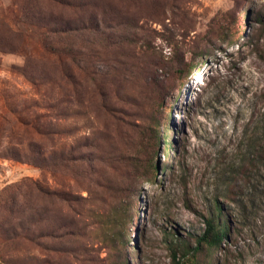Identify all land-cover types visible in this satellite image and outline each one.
<instances>
[{
    "label": "rangeland",
    "instance_id": "1",
    "mask_svg": "<svg viewBox=\"0 0 264 264\" xmlns=\"http://www.w3.org/2000/svg\"><path fill=\"white\" fill-rule=\"evenodd\" d=\"M87 1L74 12L51 0H0V249L21 231L9 211L14 198L23 203L21 183L89 197L92 165H121L132 209L119 254L129 264H194L176 232L203 231L264 115V0ZM79 19L75 58L44 46L46 23ZM155 128L160 145L146 147ZM144 147L158 162L155 180L149 156L137 154ZM252 187L230 206L241 229L228 264H264V185ZM20 246L0 252V264H34L33 245ZM211 252L201 264L216 263L220 251Z\"/></svg>",
    "mask_w": 264,
    "mask_h": 264
},
{
    "label": "trees",
    "instance_id": "2",
    "mask_svg": "<svg viewBox=\"0 0 264 264\" xmlns=\"http://www.w3.org/2000/svg\"><path fill=\"white\" fill-rule=\"evenodd\" d=\"M51 1L67 6L74 12L85 10L90 3L87 0ZM257 20L264 23L261 17H257ZM82 22L83 20L79 19L78 23H68L65 26L46 23V28L39 33L44 46L59 57L70 60L75 58L76 51L78 52L76 38L85 30V24ZM7 27L11 31L12 27ZM17 31V36L21 35L22 38V32ZM240 32L245 35L244 30L241 29ZM3 44V47L9 50L14 48L13 43ZM63 73L65 76L69 74L67 70H63ZM32 126L35 127L34 124ZM256 132L257 135L250 139L237 165H232L226 170L223 189L215 198L203 231L186 237L176 232L178 251L184 257L192 256L195 259L194 264L202 263L200 256L205 249L212 251V256L216 251H220L215 264L229 263L230 247L236 245L241 229L240 221L234 216L230 206L245 193L247 187L253 185V190L249 191L254 194L264 185V115L259 120ZM164 139L166 143L169 142L170 147L169 135H165ZM160 141L159 129H151L149 141L145 146L153 147V143L159 146ZM146 147L140 149L137 154L145 153L149 156L145 159L146 173L155 180L159 165L148 155ZM142 156L144 157V154ZM14 157L22 159L20 155ZM108 158L95 157L102 164H107ZM111 160L113 162L112 158ZM135 160V165L138 166L133 167L137 170L142 164L141 159ZM120 166L92 165V172L97 175V179L93 188L89 189V197L63 190H51L32 180L21 183L18 196L22 197L23 203L18 204V200L14 198L11 203L18 205L17 210L9 209L10 213L21 221V231H12V236L7 240L12 243L4 245L0 249L1 254L4 251L22 252L20 245L30 244L33 245L31 259L34 264H129L126 256L119 254L123 250L119 244L126 246L124 221L132 209L127 195L130 184L125 176L119 173ZM114 174H118V179L112 178ZM148 179L150 180V177ZM108 197L112 199L109 209L106 207L109 203ZM113 245L117 252L113 251ZM103 249L108 250L104 256L101 254ZM177 254L176 250L173 253L174 263ZM22 264L27 263L23 261Z\"/></svg>",
    "mask_w": 264,
    "mask_h": 264
}]
</instances>
